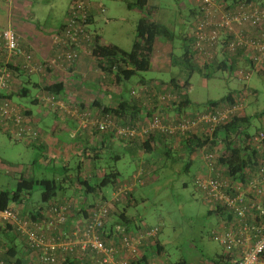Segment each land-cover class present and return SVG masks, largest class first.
Segmentation results:
<instances>
[{
  "label": "built area",
  "instance_id": "obj_1",
  "mask_svg": "<svg viewBox=\"0 0 264 264\" xmlns=\"http://www.w3.org/2000/svg\"><path fill=\"white\" fill-rule=\"evenodd\" d=\"M3 1L9 5L14 3L13 0ZM199 1V14L192 30V50L198 60L209 63L221 53L241 51L256 68L264 66V2H230L224 5L218 0ZM88 12L89 5L85 0H72L63 30L51 38L52 54L42 60L19 47L17 35L11 27L0 29V93L9 91L12 85L13 73L8 70L12 59L25 72L41 74L47 80L51 79L53 70L71 74L82 54L94 60L91 54L93 32L86 26ZM238 72L240 78L249 76L243 69ZM141 90L143 88L132 89L130 94L137 97ZM70 99L65 101L64 97L47 92L36 95V100L48 110L75 115L81 127H95L99 134L115 128V134L126 140H144L154 131L173 135L176 131L183 133L194 129L211 135L220 124L241 118L245 113L244 97L239 95L232 104L198 111L193 121L180 120L170 125L154 113L139 127H121L111 116H93L80 103ZM259 123L244 144L251 159L241 171L240 178L232 182L220 178L216 165L221 147L214 146L207 153L202 151L208 175L198 176L194 181L212 211L222 210L218 216L219 228L212 231L211 239L221 246L224 255L230 257V264H264V114ZM0 131L10 134L16 141L34 140L37 136V132L30 129L29 121L5 100L0 101ZM132 185V182L121 183L112 191V198L103 197L82 209L72 201L51 203L38 217L19 214L15 207L9 206L0 210V227H9L22 241L23 251L38 264H58L66 257L83 264H137L132 259L140 257L142 239L146 241L145 237L153 236L155 232H147L142 237L130 235L120 224L107 228L113 200L130 191ZM0 264L6 263L0 259Z\"/></svg>",
  "mask_w": 264,
  "mask_h": 264
},
{
  "label": "rangeland",
  "instance_id": "obj_2",
  "mask_svg": "<svg viewBox=\"0 0 264 264\" xmlns=\"http://www.w3.org/2000/svg\"><path fill=\"white\" fill-rule=\"evenodd\" d=\"M24 8L21 10L27 16V11L34 13L31 23L41 27L51 28L58 25L63 19L70 0H23ZM97 9L90 30L95 31L103 43L113 44L124 51H129L135 37V26L142 12L135 7H128V3L135 0H89ZM151 16L160 24L174 33L171 46L174 47L173 55L179 57L188 41H182V36H189L192 32L195 20L198 17L197 0H149ZM13 5L6 4L0 17V29L6 27V17H10ZM102 8L100 12L98 9ZM195 8V9H194ZM192 10H196L194 17ZM31 15V14H30ZM26 20V19H25ZM10 25V24H9ZM164 53V50H159ZM168 55L163 56L167 60ZM164 60V61H165ZM158 66L152 57L151 68L133 76L122 84V96L127 97L131 88H136V82L140 78L168 82L170 79H178L185 90L189 101L199 109L204 108L207 102L217 101L227 93H240L244 95L245 114L250 117L248 134H253L259 126L257 120L252 117L255 113L264 111V72L258 73L252 70L248 64L235 67L233 71L207 70V76L194 69L187 74L183 65L174 64ZM238 69L249 73L247 79L239 77ZM26 81V77H21ZM32 83L37 81L35 74L29 75ZM30 96L26 98L14 97L12 102L23 105L30 103V97L34 96L36 89L27 85ZM118 160L102 162L104 158L95 161L96 168L107 171L114 170L119 173L117 182L134 181L132 191L133 202L126 207V214L134 217L149 229H156L155 240L160 243L163 253L160 264H176L185 261L187 264H199L200 260H210L221 253V246L211 239V233L219 228V219L209 212V206L202 201L201 194L194 188L193 179L201 163L198 159L192 161L183 155L177 159V154L171 153L164 157L161 153L144 154L148 159L149 167L144 171L145 175L137 177L139 162L143 159L139 154L119 151ZM189 164L185 170V164ZM90 169V165H87ZM74 177V166L67 171ZM89 173L88 171L86 174ZM137 173V174H136ZM61 168H50L43 165L40 152L27 147L23 142L15 141L13 137L0 131V190L11 191L20 176H26L33 180L48 179L56 183V194L60 192L71 194L69 184L62 180ZM63 176V175H62ZM93 182V181H92ZM96 183V181H94ZM74 185V184H73ZM113 187L107 185L101 189L102 195L108 199ZM42 188L34 185L29 196H23L26 212L40 203ZM25 197V198H24ZM12 206H17L14 204ZM23 208V210H24ZM22 210V211H23Z\"/></svg>",
  "mask_w": 264,
  "mask_h": 264
},
{
  "label": "trees",
  "instance_id": "obj_3",
  "mask_svg": "<svg viewBox=\"0 0 264 264\" xmlns=\"http://www.w3.org/2000/svg\"><path fill=\"white\" fill-rule=\"evenodd\" d=\"M87 2V0H85ZM220 3L224 5L226 3H237V2H264V0H218ZM88 3V2H87ZM223 5V6H224ZM128 7H135L142 12V16L138 19L135 26V37L133 43L131 45L130 50L124 51L116 45L113 44H105L101 42V37L93 32L92 39V56L95 58L94 63L96 68L105 76H108L110 84L107 85L105 90H113L117 89L116 92H119V96L122 90V83L127 82L133 76H140L141 73L147 72L151 68L152 64V56L154 53V48L156 45V41L160 40L165 45L171 44L174 38V33L165 27L164 25L158 23L152 16L149 11V0H135L132 3L127 4ZM90 10V9H89ZM192 13V12H191ZM68 14V13H67ZM90 11L88 12V16L86 19V26L89 31L91 19H90ZM67 18V17H66ZM66 20V19H65ZM92 24V23H91ZM65 26L64 24L61 26L60 30L57 33H60ZM191 39L187 36H182V41H188V44L184 46L183 53L177 57L173 55V52L168 54V66L174 64L183 65L187 74L192 72L194 69L203 73L204 76H207V70L215 69L221 71H233L235 67H239V61L243 64H248L252 70L257 71L258 73L264 72V66L256 68L254 64L247 59L245 54L241 51H237L234 54L221 53L220 55H216L213 57L211 61L200 62L196 57L195 52L192 50V38L193 34L190 35ZM190 39V40H189ZM87 56V55H80ZM78 57V59L80 58ZM242 65V64H241ZM8 70H10L13 74V78H20L24 76L26 77V81L22 80L20 88L17 91V97L26 98L30 96L27 85H30L38 91L39 93L47 92L53 93L57 96H61L62 87L59 83H52L51 79L47 80L46 77H43L41 74L31 73L42 77L43 83L40 85L35 82L32 83L29 79L28 72H25L21 69L18 64L8 65ZM240 70V69H238ZM237 70V71H238ZM246 71V70H244ZM247 72V71H246ZM248 73V72H247ZM249 74V73H248ZM15 76V77H14ZM136 88H131L127 95V99L119 100L114 106H100L95 116L100 117L104 114L111 116L115 121L118 122V125L121 127H139V125L144 123V119L146 121L153 117L154 113L158 115V117L164 123H169L170 125L176 123L177 121H193L195 118V114L198 111H202L207 107H216L222 106L226 104H232L235 98L241 95L240 93H227L225 96L220 98L217 101H209L204 105L205 107L199 109L197 106L192 104L185 94L184 87L182 83L178 79H170L168 82L156 81V80H146L144 78H140L136 82ZM143 88V90L137 92V97H133L130 94L132 89L139 90ZM13 95V94H12ZM11 94H6L5 92L0 93V101H10ZM244 97V95H241ZM31 101L37 102L36 98L33 96L30 97ZM83 109L92 113L93 107L87 108L84 107L83 104H79ZM245 111V110H244ZM21 113V112H20ZM24 118L31 115L30 112L21 113ZM264 114V111L261 113H255V119L259 118ZM93 115V114H92ZM94 116V115H93ZM250 117L244 113V116L241 118L231 119L228 123L220 124L217 126L211 135H206L205 133L195 131L194 129H189L187 132L179 133L178 131L174 132L173 135H165L160 132H151L146 136L144 140L139 138L132 140L135 141V148L138 150L137 154L141 152L144 154L150 153H161L164 157H169L172 152L177 154V159H182L183 155L187 156L191 161L193 159H198L201 163V167L198 169L199 171L195 175L193 179L194 181L198 176H207L208 168L205 160L202 157L203 153L209 152L212 147L219 146L221 147L220 159L218 158V162L216 165V172L220 174V178L223 180H228L229 182L234 181L237 178H240V173L243 168L250 162L251 156L248 151V147L246 145V139H248L247 129L250 126ZM260 125V123H259ZM83 129H89L93 133L99 134L95 127H86ZM103 134H107L111 137V135L117 137L120 140H126L122 137H118L115 134V128L107 129L102 132ZM101 133V134H102ZM140 140V142L136 141ZM128 143H130L127 140ZM134 143V142H133ZM135 149V150H136ZM102 150V149H101ZM94 151V149H93ZM91 161H93L92 165H90V175H85L84 179L78 178V174L81 172V167H76L75 175L66 176L65 180L68 182L67 184H74L78 187L82 194H88L93 192L94 188L102 189L107 185H111L113 187V191L119 187V184L122 182H117V178L119 173L114 170L107 171L105 168L100 169L96 168L95 161H99L102 158L104 160L102 162H108L110 160H118L119 153H114V156H102L100 157V151L92 152ZM140 154V155H141ZM142 156V158H143ZM141 166H138L137 172L141 175H145V162H139ZM189 164H185V170L188 169ZM149 166L146 165V168ZM102 173V175L98 176V173ZM140 174H137L140 176ZM90 176V177H89ZM137 176V177H138ZM136 177V178H137ZM95 180L96 183L92 185L91 181ZM132 182V189L130 191H126L117 200H113V210L110 213V223L107 225V228L114 227V225H122L125 227L126 232L130 235H140L145 237L147 232H155L153 236L145 237L146 241L142 239V246H140V257L133 258L135 263L137 264H145L151 261L156 262L157 256L162 255L163 248L155 240V236L157 234V230L149 229L142 224L141 221L137 223L134 217L128 216L126 214V207L131 206V202H133L132 191L134 188V181ZM127 183V182H125ZM34 185H39L42 188V192L40 194V203H46L54 198L56 194V183L54 180L41 179V180H33L31 178H27L26 176H20L16 179V183L14 188L11 191L0 190V210L9 207L11 204L24 205L23 196H29L30 191ZM94 187V188H93ZM196 189V186L194 185ZM197 190V189H196ZM198 191V190H197ZM199 192V191H198ZM200 193V192H199ZM201 194V193H200ZM24 197V198H25ZM105 198V197H104ZM201 199L204 202L201 194ZM65 201H70L69 199ZM54 203V202H53ZM51 204V203H50ZM37 205V206H39ZM208 205V204H207ZM36 206V207H37ZM209 206V205H208ZM24 207V206H23ZM33 208L30 211L33 213L29 215H35L38 217L41 215L45 208L42 206ZM222 210L220 208L216 209V212L212 211L209 206V212L214 214L216 218L219 219L220 212ZM112 217L115 219L113 221ZM220 221V219H219ZM0 227V235L6 240V234ZM9 228V227H6ZM5 229V228H2ZM4 233V234H3ZM106 240V238H104ZM153 246V247H152ZM156 249L155 252H152L150 256H146V252L150 250V248ZM9 250V253L4 257V262L6 264H31L28 260L26 263L24 259L19 256L15 258L16 253H13V247ZM15 258V260H13ZM264 258V257H263ZM2 259V258H0ZM211 264H230V257L228 255L221 254L215 255L213 258L209 260ZM58 264H83L81 262L71 261L69 257L64 258V260H59ZM133 264V262H131ZM176 264H185L184 261H179Z\"/></svg>",
  "mask_w": 264,
  "mask_h": 264
},
{
  "label": "crops",
  "instance_id": "obj_4",
  "mask_svg": "<svg viewBox=\"0 0 264 264\" xmlns=\"http://www.w3.org/2000/svg\"><path fill=\"white\" fill-rule=\"evenodd\" d=\"M13 2L14 3L12 5L14 8L10 17H6V26L11 27V29L15 31L18 38V45L23 51L34 53L37 59H46L52 54L54 50L51 38L60 30L61 26L64 24L67 17L68 8L72 0H70L61 22L56 26H52L51 28H43L38 24L31 23V17L33 19L34 15L32 11H27V16H23L24 14L22 13V11L24 12V10H21L22 8H24L22 7V3L24 2L23 0H13ZM87 2L90 9L89 11L91 16V23H93L94 14L97 7L89 0H87ZM199 2L200 1L197 0L198 10L200 9ZM3 7H6V2L0 0V17L2 15H7V12L6 14H4V11L2 10ZM191 12L192 16L194 17L196 10H192ZM91 23L89 24L90 26ZM3 25H5V23H3ZM3 25L0 26L2 27ZM191 34L192 32H190V35ZM190 35L188 37L191 39ZM160 49L164 50V53H160ZM173 50L174 47L170 44L165 45L160 40L156 41L154 53L152 56L156 65L165 66L163 65V62L167 63V60H165L163 56L164 54L165 56L168 55L169 53L173 52ZM16 64L17 61L15 59H12L11 65L15 66ZM239 64L241 65L243 63L239 61ZM50 78L52 83H59L61 85V97H64L65 101H67L68 98L71 97L78 103L83 104L84 107L86 106L85 108H87V106L91 108L94 105L93 108L96 109L95 113H93V109L91 110L92 113L90 112L93 115L96 114L98 108L102 105L114 106L119 100L128 98L123 97L122 93L119 96V92H116L117 89L109 91L105 90L104 87L110 84V81H108L109 77L105 76V74H102L98 70V68H96L94 60L90 59L87 56H80L71 74L66 75L62 70H53ZM36 82L41 85L43 82L42 77H39L37 75ZM21 83L22 79L14 78L9 91L5 93L11 95L13 94L9 102L14 105L19 112L25 114L27 112L31 113V115L26 117V119L29 121L30 129L37 132V136L34 140L21 139L19 140V142H23L25 146L38 150L40 152L43 165L50 168L56 167L57 169L58 167H60V175L63 181L66 182L65 177L69 176L67 171L71 168V166H74V169H76V167H81V172L78 174V178H80L81 180L85 178V175H90L91 172L90 169H87V165H92L94 160L91 161V158H93L92 152L94 151L97 152L99 150L100 157H111L114 156V153L118 154L119 151H134V153L137 154L138 150L135 148V141H133V143L131 142L132 140H128L130 142L128 143L127 140L122 141L113 135H111L110 137L107 134H96L89 129H83V127H81L79 123L78 118L71 113L68 114L66 112H60L50 109L48 110L43 106V104L39 103L38 101L33 102L34 100H30V103L26 106L19 102H12V98L17 97V91L19 90L18 88H20ZM39 90L36 91L33 98H36ZM256 120L259 124V118ZM136 141L140 142V140ZM138 154L140 155L141 152H139ZM140 156L142 157L143 155L141 154ZM142 159V162L146 161V170V165L149 166L148 159L144 156ZM138 166H141V164L139 163ZM87 171L89 173L86 174ZM138 174L140 173L138 172ZM99 175L101 176L102 173H98V176ZM92 181L90 182L92 183L91 186L95 184V180L92 179ZM69 188L71 189V194L60 192L50 201L42 203V205L39 206H42V208H46L50 203L62 202L69 199L74 204L79 206L80 209H82L84 206H89V204L96 203L97 200H100L104 197L101 193V189L99 190L94 187L93 192L84 195L82 194V191L73 184H70ZM110 198L112 197L110 196ZM12 205L13 204H11L10 206ZM23 206L25 205H20L19 203H17V206L13 207L18 210L19 214H28L29 212V214L33 213V211L30 210L26 212V208H24ZM33 208L35 207H32V209ZM35 217L37 216L35 215ZM112 219L113 221L115 220L113 217ZM2 228L1 230H3L6 234L5 238L7 237V243L6 240H4L0 235V258L4 260V257L7 255V253H9V250L11 249L8 247H13V253H16L15 258L21 256L24 259L25 263L26 260H28L31 264H38L34 259L31 258L30 255L23 251L24 247L22 241L12 233V230L10 228ZM152 247L148 252H146L147 257L152 255V252L156 251V249ZM15 258H13V260H15ZM158 260H160V256H157L156 258L157 264H160ZM184 263L187 264L185 261ZM199 264L211 263L209 262V260H200Z\"/></svg>",
  "mask_w": 264,
  "mask_h": 264
}]
</instances>
